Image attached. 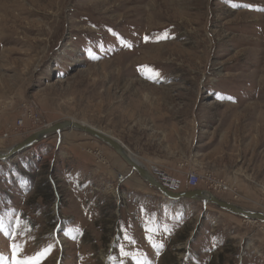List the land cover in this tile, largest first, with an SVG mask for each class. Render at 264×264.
<instances>
[{"label":"rangeland","instance_id":"1","mask_svg":"<svg viewBox=\"0 0 264 264\" xmlns=\"http://www.w3.org/2000/svg\"><path fill=\"white\" fill-rule=\"evenodd\" d=\"M66 120L264 212V0H0V149ZM131 172L77 131L0 162V264H264V224Z\"/></svg>","mask_w":264,"mask_h":264},{"label":"water","instance_id":"2","mask_svg":"<svg viewBox=\"0 0 264 264\" xmlns=\"http://www.w3.org/2000/svg\"><path fill=\"white\" fill-rule=\"evenodd\" d=\"M68 131L84 133L112 149L146 185L170 203L190 202L207 204L234 217L264 224V212L251 210L226 201L208 190L170 191L144 165L138 163L134 154L132 152L131 154L130 150L121 141L110 134L75 120H66L49 125L9 149H0V162H8L29 149H32L37 144Z\"/></svg>","mask_w":264,"mask_h":264},{"label":"built area","instance_id":"3","mask_svg":"<svg viewBox=\"0 0 264 264\" xmlns=\"http://www.w3.org/2000/svg\"><path fill=\"white\" fill-rule=\"evenodd\" d=\"M25 105L26 106L24 107L22 118L19 119V122H18L19 127L22 128V129L24 128V120H23V118H27V117L32 119V123L33 124L38 123L39 125H41V123H42L41 115H39L38 113L35 114L33 112V106L31 105V103H26ZM7 134H8V132L6 133V137H7ZM158 179L170 191H172V192L181 191V187H182L181 183L178 184V185H175L172 181H169L166 178H162L161 176ZM206 182L208 184V187H207L208 191H210L214 195L225 194V193H227L228 191L231 190L230 186L225 181H223L221 178H219V177H213V176L209 175V177L207 176ZM199 184H200V177L196 173L190 172L187 175V177H186V186H187V188L188 189H194Z\"/></svg>","mask_w":264,"mask_h":264},{"label":"crops","instance_id":"4","mask_svg":"<svg viewBox=\"0 0 264 264\" xmlns=\"http://www.w3.org/2000/svg\"><path fill=\"white\" fill-rule=\"evenodd\" d=\"M155 169H157L158 170V168H155ZM133 175H134V173L133 172H131L129 175H127L126 176V179L127 178H129V177H131L132 178V180H131V178H129L128 180H130L129 181V183L130 184H133V186H134V188H136L135 186V184L134 183H136V184H138V186H137V188L138 189H141V190H144L147 186H146V184L145 183H142V182H136L135 180L133 181ZM188 175V174H187ZM136 176V175H135ZM137 177V176H136ZM187 177V176H186ZM172 177H170V179H171ZM172 180H174V181H180V179H178V178H176V179H174V178H172ZM182 183H183V187H182V189H181V191H185L186 189H188L187 188V186H186V178H185V180H182Z\"/></svg>","mask_w":264,"mask_h":264},{"label":"snow or ice","instance_id":"5","mask_svg":"<svg viewBox=\"0 0 264 264\" xmlns=\"http://www.w3.org/2000/svg\"><path fill=\"white\" fill-rule=\"evenodd\" d=\"M15 251V250H14ZM47 251V250H45ZM42 253H37V257L41 256ZM16 264H38V260L36 257L26 258L25 260H17Z\"/></svg>","mask_w":264,"mask_h":264},{"label":"bare ground","instance_id":"6","mask_svg":"<svg viewBox=\"0 0 264 264\" xmlns=\"http://www.w3.org/2000/svg\"><path fill=\"white\" fill-rule=\"evenodd\" d=\"M131 154H132V153H131ZM138 163H140L139 160H138ZM147 169H148V168H147ZM148 170H150V169H148Z\"/></svg>","mask_w":264,"mask_h":264},{"label":"trees","instance_id":"7","mask_svg":"<svg viewBox=\"0 0 264 264\" xmlns=\"http://www.w3.org/2000/svg\"><path fill=\"white\" fill-rule=\"evenodd\" d=\"M187 203H190V202H187Z\"/></svg>","mask_w":264,"mask_h":264}]
</instances>
